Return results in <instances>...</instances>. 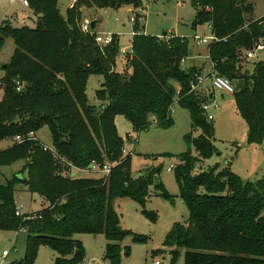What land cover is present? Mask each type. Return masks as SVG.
I'll return each mask as SVG.
<instances>
[{
  "label": "trees",
  "instance_id": "16d2710c",
  "mask_svg": "<svg viewBox=\"0 0 264 264\" xmlns=\"http://www.w3.org/2000/svg\"><path fill=\"white\" fill-rule=\"evenodd\" d=\"M27 1L33 27H14L8 22L0 27V50L6 38L15 44L0 78V141L12 142L0 149V166L24 162V175L0 186V230L24 228L27 234L25 259L11 264L32 262L40 244L57 253L55 264H70L84 253L74 237L82 233L103 234L108 242L105 258L117 262L128 231L121 227L113 202L130 198L143 204L156 173L146 169L137 177L130 175V156L122 154L115 117L123 115L136 132L146 130L152 120L168 127L174 103L187 110L191 128L201 133L193 139L198 157L182 153L175 169L188 219L174 223L164 243L175 247L174 256L184 250V264H264V177L242 181L229 167L219 169L217 165L192 173L195 164L216 148L213 127L202 109L208 96L190 92L191 80L201 71L180 66L191 53L188 38L134 31L127 53L131 71L122 73L115 69L117 35L103 46L96 43L94 30L83 33L79 26L82 8L135 7L139 0H74L65 15L58 10V0ZM190 2L196 11L193 27L208 24L216 37L206 45L205 54L212 71L234 86L233 98L247 124L248 143H261L264 57L251 59V70L241 71L240 65L253 45H264V16L252 18L253 6L247 0ZM91 75L102 77L95 91L97 104H89L86 95ZM43 126L50 130L53 152L44 150L37 139L13 141ZM92 162L113 164L110 175L90 179L67 171L66 164L85 168ZM17 184L44 199L45 207L33 212L39 217L25 220L15 215ZM155 192L169 196L158 183Z\"/></svg>",
  "mask_w": 264,
  "mask_h": 264
},
{
  "label": "rangeland",
  "instance_id": "374dc122",
  "mask_svg": "<svg viewBox=\"0 0 264 264\" xmlns=\"http://www.w3.org/2000/svg\"><path fill=\"white\" fill-rule=\"evenodd\" d=\"M72 0H58L60 14L65 12ZM253 6L251 17L254 19L264 16V0H247ZM4 8L6 10H4ZM6 12L10 16H0V27L8 22L14 27L26 25L33 27L34 16L28 7L19 2L14 5L0 3V13ZM195 9L190 0H139L137 6L124 5L116 9L88 8L85 14L87 19L98 18L94 29L97 34H115L118 37L120 54L116 58L115 69L119 72L131 71L128 67L127 53L131 50V41L134 31H142L145 34L159 37H167L171 34L188 38L190 56L181 61L180 66L187 68L195 62L194 54L202 53L204 59L206 45L195 43L196 37H208L211 30L208 24L193 27L192 20ZM81 16V22L85 20ZM131 17L134 20H131ZM90 20V21H92ZM137 28V29H136ZM15 50L12 38H6L0 50V78L3 76V66L7 64ZM246 53V52H245ZM244 53V54H245ZM244 57V55H243ZM264 57V50L253 59ZM251 59L241 60L240 70H251ZM253 62V61H252ZM192 67V66H191ZM102 77L91 75L86 86V95L89 104H97L95 91L100 88ZM205 84H210L207 80ZM215 92V103L218 109L210 108L213 116L208 120L213 127L212 142L216 151L207 159H201L195 164L193 174L199 173L208 167L217 165L219 169L229 167L242 181H254L264 177V139L261 143H248L247 124L236 109L232 94ZM3 95V84L0 83V98ZM115 127L122 141V147L130 156L129 170L132 177L144 173L146 169H155L156 181L149 188V196L142 204L130 198H118L113 206L120 216V225L128 231V235L120 243L122 252L117 262L113 263L105 258L106 244L103 234H76L84 249L83 255L70 264H184V250L174 256V246L164 243L165 237L176 222L185 223L188 219L187 206L179 195V187L175 178V169L181 163L179 156L189 153L198 157L193 139L200 133V129H192L190 117L184 108L178 103L172 106V124L168 127H159L153 120L146 130L136 132L133 125L123 115H116ZM186 135L190 139L186 140ZM37 140L48 147L54 148L52 136L47 126L39 128L35 132ZM14 141V140H13ZM9 140L0 141V149L11 145ZM123 154V151H122ZM125 155V154H124ZM127 156V155H125ZM22 160L10 165L0 166V186L15 176L21 178ZM109 164V163H108ZM175 165L172 171H167L171 165ZM218 170V169H217ZM80 178L103 179L105 175L89 171L77 172ZM155 183L162 186L169 196H162L155 192ZM14 193L15 205L21 213L41 210L46 203L41 201L37 194L22 191L23 186L17 184ZM142 240L138 241L136 238ZM27 234L24 228L18 231L11 229L0 230V264L20 262L26 257ZM129 254L125 255L124 250ZM8 255L2 257V251ZM57 253L47 244L37 247L35 258L29 264H55Z\"/></svg>",
  "mask_w": 264,
  "mask_h": 264
},
{
  "label": "built area",
  "instance_id": "2783aa9c",
  "mask_svg": "<svg viewBox=\"0 0 264 264\" xmlns=\"http://www.w3.org/2000/svg\"><path fill=\"white\" fill-rule=\"evenodd\" d=\"M2 2H6L10 5H14L17 2H19L22 6L24 7H28V1L27 0H0ZM131 20H134L133 17H131ZM90 20L89 19H85L83 20V22L80 23V30L83 33H90L92 32V30L90 29ZM209 29L211 30V27L208 25ZM112 35L113 34H97L95 35V41L96 43L100 44V45H107L112 41ZM195 43L198 45H207L210 41L212 40H216V37L211 35L208 37H196L195 36ZM264 50V45L262 43H256L255 45H253L245 54L244 57L246 59H252L254 57H256L258 55L259 52ZM209 80L210 81V90H206L205 88V82ZM17 90H20V86L18 85ZM221 92L222 96L224 94H232L234 93V86L232 85V83L224 77H221L217 74H215L212 71V64H211V69L208 72H201L199 74H195L193 79L190 82V92H194L195 94L201 95V96H208L207 100L204 102V104L202 105V109L206 114V120H212L213 116L212 114L209 112L210 108H213L215 110L218 109V105L217 103H215V99H214V92ZM211 95L212 98H211ZM37 138L35 137V134L33 132L28 133L26 136H20L17 135L14 137V141L17 143H21L25 140H36ZM43 149L44 150H50L53 152L52 149H49L48 147H45L43 145ZM123 151V155H128L126 154V152L124 151V149H122ZM113 164H104L102 166L97 165L96 163L92 162L90 166L88 167H76L74 165L71 164H66L67 168H68V172L71 176H75L77 172H89V171H94V172H99L103 175H105L104 177L107 178L110 175V170ZM173 164H171L168 168L167 171H172L174 169ZM15 215L16 216H20L25 220H31L34 219L35 217H39L38 215H36L33 212L24 214L21 213L19 208L16 206L15 208ZM8 255L7 251H3L2 252V257H6ZM1 264H6L4 261ZM154 264H160L158 261H155Z\"/></svg>",
  "mask_w": 264,
  "mask_h": 264
},
{
  "label": "crops",
  "instance_id": "0c3cea01",
  "mask_svg": "<svg viewBox=\"0 0 264 264\" xmlns=\"http://www.w3.org/2000/svg\"><path fill=\"white\" fill-rule=\"evenodd\" d=\"M0 3H5V2L0 1ZM73 3H74V0L71 1V3L69 4L68 8H70L73 5ZM4 10H6V9L4 8ZM87 10H88V8H82V16H84L83 14H85ZM4 15L5 16H8V17L10 16V14H7L4 11L2 13H0V16L1 17H3ZM84 18L86 19L87 17L84 16ZM90 20H92V19H90ZM93 20L96 22L95 23V27H96V25H97V23H98L99 20H98L97 17H95V19H93ZM119 54H120V50H119ZM201 56H202V53L194 54L192 56V58L195 60V62H193V64L190 65L189 67H191V66L192 67H197L198 70L201 71V72H208V71H210V69H211V62H209L207 55H204V59ZM205 88H206V90H210V86L208 84H205ZM223 98L224 97L221 95V99H223ZM214 99H215V92H214ZM22 191H23V189H22ZM39 198H40L41 201H44V199L42 197L39 196ZM3 251H6V250H3Z\"/></svg>",
  "mask_w": 264,
  "mask_h": 264
},
{
  "label": "water",
  "instance_id": "95a60500",
  "mask_svg": "<svg viewBox=\"0 0 264 264\" xmlns=\"http://www.w3.org/2000/svg\"><path fill=\"white\" fill-rule=\"evenodd\" d=\"M95 23H96V22H95L94 20L90 22V29H91V30H94V29H95ZM212 96H213V95H211V98H212Z\"/></svg>",
  "mask_w": 264,
  "mask_h": 264
}]
</instances>
